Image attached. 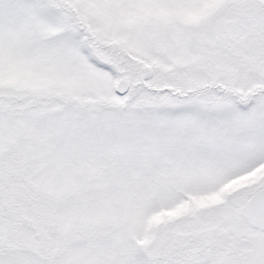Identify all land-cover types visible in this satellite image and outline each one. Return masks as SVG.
<instances>
[{
  "label": "rangeland",
  "instance_id": "rangeland-1",
  "mask_svg": "<svg viewBox=\"0 0 264 264\" xmlns=\"http://www.w3.org/2000/svg\"><path fill=\"white\" fill-rule=\"evenodd\" d=\"M260 186L264 0H0V264H242Z\"/></svg>",
  "mask_w": 264,
  "mask_h": 264
},
{
  "label": "water",
  "instance_id": "water-1",
  "mask_svg": "<svg viewBox=\"0 0 264 264\" xmlns=\"http://www.w3.org/2000/svg\"><path fill=\"white\" fill-rule=\"evenodd\" d=\"M127 87V81L119 80L115 90L118 93H123ZM176 94L180 95L178 91ZM243 210L251 226L264 229V187L259 188L249 197L245 202Z\"/></svg>",
  "mask_w": 264,
  "mask_h": 264
},
{
  "label": "flooded vegetation",
  "instance_id": "flooded-vegetation-1",
  "mask_svg": "<svg viewBox=\"0 0 264 264\" xmlns=\"http://www.w3.org/2000/svg\"><path fill=\"white\" fill-rule=\"evenodd\" d=\"M83 31H84V30H83ZM117 73H118V75H119V78L123 77V76H121V75H124V74L121 73V71H117ZM123 78H124V77H123ZM133 79H135V78H133ZM140 79H143V78H142V77H140V78L138 77V79L135 80L136 85H140L141 87H144V88L147 89V90L153 88V87L147 85L145 81H144V84H142V83L138 84L137 82H138ZM129 89H130V88H129ZM253 231H256V232H259V233L262 234V237H261L260 239H257L256 242H260V241H261V248H263V247H264V240H263V239H264V231H262V230H258V229H255V228H253ZM256 234H258V233H256ZM253 249H254V252L249 253V254H250V255L252 254V256H253L254 254H256V256L253 257V258H251L252 256L249 257V258L247 259V261H246V260H245L246 262L243 261V262H245V263H242V264H264V250L260 249V244L258 243L257 247H254Z\"/></svg>",
  "mask_w": 264,
  "mask_h": 264
}]
</instances>
